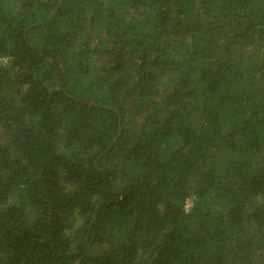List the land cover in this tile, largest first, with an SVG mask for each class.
Returning a JSON list of instances; mask_svg holds the SVG:
<instances>
[{
    "label": "trees",
    "instance_id": "obj_1",
    "mask_svg": "<svg viewBox=\"0 0 264 264\" xmlns=\"http://www.w3.org/2000/svg\"><path fill=\"white\" fill-rule=\"evenodd\" d=\"M0 264H264V0H0Z\"/></svg>",
    "mask_w": 264,
    "mask_h": 264
}]
</instances>
